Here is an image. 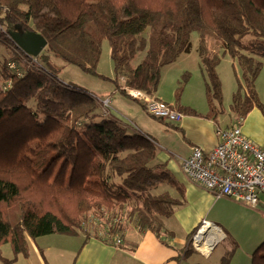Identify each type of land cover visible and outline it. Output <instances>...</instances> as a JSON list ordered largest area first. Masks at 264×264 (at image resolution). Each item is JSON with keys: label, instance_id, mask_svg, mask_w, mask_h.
<instances>
[{"label": "trees", "instance_id": "16d2710c", "mask_svg": "<svg viewBox=\"0 0 264 264\" xmlns=\"http://www.w3.org/2000/svg\"><path fill=\"white\" fill-rule=\"evenodd\" d=\"M16 26L46 39L37 57L13 42L9 33ZM192 31L199 34L206 75L205 116L215 119L221 105L215 70L220 42L224 53L239 54L245 69L247 92L233 93L231 111L245 118L255 107L264 114L254 87L261 63L241 53L264 57V0H0V44L9 52L0 68L2 264H14L19 254L28 256V238L52 233L83 232L85 238L115 243L134 227L161 238L164 220L184 201L178 182L157 159L152 138L130 131L127 123L105 113L86 89L59 80L49 56L97 75L102 42L107 40L111 81L120 93L137 100L119 80L153 96L161 68L178 57ZM247 35L255 40L243 43ZM138 50L145 55L133 67ZM9 62L18 71L9 68ZM175 105L180 112L194 113L178 101ZM164 183L175 187L179 196L158 186ZM91 223L103 233L93 232ZM5 243L11 246L12 258L2 255ZM219 264H229V256ZM250 264H264V241L252 251Z\"/></svg>", "mask_w": 264, "mask_h": 264}, {"label": "crops", "instance_id": "0c3cea01", "mask_svg": "<svg viewBox=\"0 0 264 264\" xmlns=\"http://www.w3.org/2000/svg\"><path fill=\"white\" fill-rule=\"evenodd\" d=\"M153 97L162 100L155 92ZM185 106L194 113L182 112V118L176 123L164 120L165 125L162 126L164 133L157 140L149 133L138 129L152 138L157 148V159L165 164L183 192L184 202L175 208L172 216L164 220L161 238L156 237L151 231H138L134 227L126 229L119 244L106 242L94 236L84 237L75 242L73 239L78 238L77 235L52 233L34 239L28 238L29 254L26 257L20 255L21 258H17L15 264H219L221 258L212 260L211 256L220 240L227 237H230L236 247L229 258V264H233V257L240 244L235 240L236 234L231 228L239 226L247 228L251 238L252 245L244 251L246 258L250 257L256 248L257 240L259 242L261 235L264 234V224L263 229L261 227L257 233L254 232L255 220L259 221V212H264V199L260 195L259 207L252 208L230 197H216L183 173L181 160L189 156L193 146H199L204 151L211 150L218 141L215 128L222 125L217 117L211 119L205 116L208 107L204 111H199L192 105ZM110 108L117 116L122 115L114 107ZM255 109L253 108L251 112ZM234 119L231 122L223 120L222 127L230 126ZM121 120L130 123L125 117ZM246 120V125L241 126L243 133L264 149V137L255 129L257 126L252 123L255 121L254 118H250L248 114ZM167 191L172 196H179V192L173 186H169ZM203 220L216 226L222 234L207 251L197 247L192 239ZM222 223L229 228L223 227ZM192 242L195 249H192Z\"/></svg>", "mask_w": 264, "mask_h": 264}, {"label": "rangeland", "instance_id": "374dc122", "mask_svg": "<svg viewBox=\"0 0 264 264\" xmlns=\"http://www.w3.org/2000/svg\"><path fill=\"white\" fill-rule=\"evenodd\" d=\"M171 38L172 32H169L168 39ZM254 40V37L251 35H247L242 38V42L245 44ZM214 43L215 42L213 40L209 42L212 47H215ZM221 45L222 42H220V45L218 44V46L216 44L218 49L216 52L219 55V60L215 70L220 81L221 91V105L218 107L216 117L223 125L224 121L231 122L237 116V114L230 109L233 93L239 91L242 95H244L247 90L244 76L245 69L241 64L239 54L230 55L229 53H224L221 49ZM8 53V49L3 44H0V68L3 61L7 59L9 55ZM241 53L251 55L255 61L261 63L260 70L254 79V87L258 99L264 105V57L257 54H251L248 51H241ZM144 55L145 51L138 50L135 57L131 61V65L135 67L142 60ZM49 62L52 65L50 69L59 80L69 82L86 89L89 93L96 96L99 101L102 99H110L107 109L111 110L110 106L114 107L123 115V117L128 119L130 122V125L128 124L130 131L131 129H139L140 131L149 133L156 140L164 133L162 128V126L165 125L164 120H160L152 116L142 108L138 100H133L129 96H126L115 89V86L111 81V78H113V66L110 57V46L107 40L102 42L101 55L96 65L97 75H91L84 72L78 67L53 55L49 56ZM201 65L199 56V34L196 31H192L188 36L183 51L178 55V57L172 63L161 68L155 95H158L163 101L169 104L171 103L173 106H176L175 104H177L178 101L181 106L192 105L199 111L206 110L208 107L204 80L206 79V75L204 71L201 70ZM119 82L122 87L127 85L125 79H120ZM177 92H179L178 97ZM29 104L31 106L34 105L32 101H30ZM111 114L123 119L122 115L117 116V114L112 110ZM248 114H250V118H254L255 121L252 123L257 126L255 129H258L257 132L259 135H263L264 137V114L258 108H256L255 111H250ZM247 116L248 115L243 118V126L247 123ZM158 186H161L162 189L165 187L167 190L169 188V185L166 183H164V186L160 184ZM153 191L156 192L160 190L155 189ZM261 197L264 199V194H261ZM259 213L260 220H255V233H257L261 227L263 229L264 220L261 218H264V212L260 211ZM93 220L95 221V219ZM221 225L229 228V226L224 223ZM88 226L91 230H93V232L98 231L99 233H103L102 228L98 229L99 226L97 224L91 223L88 224ZM231 230L235 232V240L240 244V248L237 246V251L233 257V264H250V257L248 256V258H246V254L244 252L247 248H250V245H252L251 238L247 233V228L239 226L233 227ZM77 236L78 238L73 239L75 242L83 239L84 233L80 232ZM263 241L264 234L261 235L259 242L257 240L255 247ZM233 243L234 242L230 239V237L222 238L212 254L211 259L215 260L217 257L222 259L226 256H229L230 258L234 250L233 248L235 247ZM191 245L192 249H195L193 242ZM2 255L5 258H12L14 256L9 243L2 245ZM20 255L21 254L17 255L16 260L17 258H21L19 257ZM0 264L2 263L0 262Z\"/></svg>", "mask_w": 264, "mask_h": 264}, {"label": "built area", "instance_id": "2783aa9c", "mask_svg": "<svg viewBox=\"0 0 264 264\" xmlns=\"http://www.w3.org/2000/svg\"><path fill=\"white\" fill-rule=\"evenodd\" d=\"M8 67L17 70L14 62H9ZM123 88L154 117L176 123L183 116L167 102L140 90ZM100 103L103 111L108 113L109 99H102ZM242 122L243 118L236 116L230 126H216V145L209 151L193 146L189 156L181 160V169L188 178L200 183L214 196L230 197L256 208L260 205V195L264 194V149L246 137L241 128ZM205 226L217 228L203 220L193 236L194 242L195 236ZM119 243L120 239H116L115 244Z\"/></svg>", "mask_w": 264, "mask_h": 264}, {"label": "water", "instance_id": "95a60500", "mask_svg": "<svg viewBox=\"0 0 264 264\" xmlns=\"http://www.w3.org/2000/svg\"><path fill=\"white\" fill-rule=\"evenodd\" d=\"M9 35L17 47L31 57H37L46 47L47 41L41 34L22 30L20 26H16Z\"/></svg>", "mask_w": 264, "mask_h": 264}, {"label": "bare ground", "instance_id": "6f19581e", "mask_svg": "<svg viewBox=\"0 0 264 264\" xmlns=\"http://www.w3.org/2000/svg\"><path fill=\"white\" fill-rule=\"evenodd\" d=\"M125 87L128 88L130 91L135 90V89L130 88L128 84L125 85ZM109 112L111 114L110 109H109ZM206 227L207 226L203 227L202 230L199 232V234L195 236L196 244L203 251L209 250L211 245L214 243V241H217L219 238L222 237V234L220 233L218 228L207 230Z\"/></svg>", "mask_w": 264, "mask_h": 264}]
</instances>
